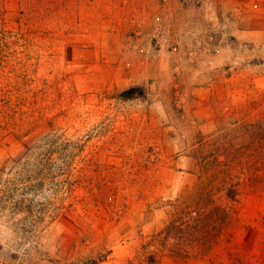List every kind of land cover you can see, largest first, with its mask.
<instances>
[{"label": "rangeland", "instance_id": "374dc122", "mask_svg": "<svg viewBox=\"0 0 264 264\" xmlns=\"http://www.w3.org/2000/svg\"><path fill=\"white\" fill-rule=\"evenodd\" d=\"M0 264H264V0H0Z\"/></svg>", "mask_w": 264, "mask_h": 264}, {"label": "built area", "instance_id": "2783aa9c", "mask_svg": "<svg viewBox=\"0 0 264 264\" xmlns=\"http://www.w3.org/2000/svg\"><path fill=\"white\" fill-rule=\"evenodd\" d=\"M155 31H156L155 33L158 34V29H156ZM155 37H156L157 42H159V41H158V35H156ZM167 40H168V41L171 40L170 35H167ZM172 47H173V50H175V46L172 45Z\"/></svg>", "mask_w": 264, "mask_h": 264}, {"label": "trees", "instance_id": "16d2710c", "mask_svg": "<svg viewBox=\"0 0 264 264\" xmlns=\"http://www.w3.org/2000/svg\"><path fill=\"white\" fill-rule=\"evenodd\" d=\"M121 99L125 100V99H128V98L126 97V98H121Z\"/></svg>", "mask_w": 264, "mask_h": 264}]
</instances>
